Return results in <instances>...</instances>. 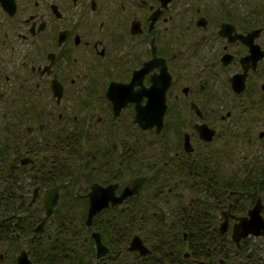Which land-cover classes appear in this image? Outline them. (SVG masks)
I'll return each instance as SVG.
<instances>
[{
  "label": "flooded vegetation",
  "instance_id": "1",
  "mask_svg": "<svg viewBox=\"0 0 264 264\" xmlns=\"http://www.w3.org/2000/svg\"><path fill=\"white\" fill-rule=\"evenodd\" d=\"M263 118L264 0H0V264L56 232L62 264H255L232 231L264 199L239 215L229 184L264 167Z\"/></svg>",
  "mask_w": 264,
  "mask_h": 264
},
{
  "label": "water",
  "instance_id": "2",
  "mask_svg": "<svg viewBox=\"0 0 264 264\" xmlns=\"http://www.w3.org/2000/svg\"><path fill=\"white\" fill-rule=\"evenodd\" d=\"M153 100V101H152ZM159 99L158 98H152L148 104V106L145 108L151 112H149V118L143 117L146 125L148 128H153L154 126L157 128V133L160 130L161 126V117H162V109L159 107ZM139 116L142 117V113H138ZM142 184V181L140 179L135 180L132 184V188H125L123 190V193L119 199H117V202L120 203L122 200H124L128 196H133L139 186ZM93 197V198H92ZM99 196L95 193V189L93 188V194L91 195L92 200V206L89 213V220L93 217V214L96 210L93 202H96L98 200ZM58 200V194L57 190L53 189L48 192L45 200H44V209H45V217L42 220L41 224L38 226L35 232L39 233L42 231V228L47 221V219L53 214V209L57 204ZM262 211V203L261 200L258 198L251 210L248 211L247 216L238 219V224H236L232 231V240L235 242L236 245L239 244L241 240H244L248 237H254V238H262L264 239V219L261 215ZM225 228V229H224ZM226 231V227H222L221 234H223ZM96 241V246L98 250V255L103 254V251L105 248H103L100 244L99 237L95 235L93 237ZM100 249V250H99ZM103 250V251H102ZM131 250H139L141 254H146V249L142 246L139 239L135 238L132 245ZM101 251V252H100ZM17 264H31L29 261L27 254L25 251H23L20 256L17 258Z\"/></svg>",
  "mask_w": 264,
  "mask_h": 264
},
{
  "label": "trees",
  "instance_id": "3",
  "mask_svg": "<svg viewBox=\"0 0 264 264\" xmlns=\"http://www.w3.org/2000/svg\"><path fill=\"white\" fill-rule=\"evenodd\" d=\"M235 176V175H234ZM247 176L250 178L248 180H246L244 183L240 180V182H236V183H230L229 184V190L230 192H235L236 193V199L237 201H239L243 207H241L243 210L244 206H245V202H248L249 204H253L255 202L256 197L261 196L264 199V167H261L260 170H257L255 173H249L247 174ZM263 178V179H262ZM242 185V187L240 188L239 186ZM243 192V193H241ZM244 194V195H243ZM242 198V199H241ZM54 237L59 238V243L56 241H53V245H54V255H53V259L49 260L47 258V254H44V258L42 259H37L34 263L35 264H62L60 262H57L56 260H54L56 257V251L58 250V246H60L61 244V238H62V233L61 232H56ZM57 248H56V244ZM38 252L37 255L40 254V248H37ZM245 254H247V249L246 251H243ZM247 256H249V254H247ZM36 259V258H35Z\"/></svg>",
  "mask_w": 264,
  "mask_h": 264
},
{
  "label": "rangeland",
  "instance_id": "4",
  "mask_svg": "<svg viewBox=\"0 0 264 264\" xmlns=\"http://www.w3.org/2000/svg\"><path fill=\"white\" fill-rule=\"evenodd\" d=\"M246 126L251 131L253 130V128H255V130H257V132L258 131H262V130H264V118L261 121L254 122V123L253 122H250V123L248 122ZM246 143H247V141H246ZM248 152L249 151L247 150V155H248ZM262 155L264 156V150L262 152ZM257 168H260V167H257ZM236 170H237L236 167L230 169V174L232 175L233 171H236ZM245 203L246 204L244 206V209H243L242 212L240 211L239 215H245L246 214V210H248L252 206V204H249L248 202H245ZM241 207H242V204H241ZM263 218H264V213H263ZM246 240L247 241L245 242V245H246L245 248H247L248 254H252L253 257L257 256L259 258V259L257 257L253 258V261H255L254 263L255 264L256 263L264 264V239L249 237ZM6 258H7L6 264H12L11 260H10V257L9 258L6 257Z\"/></svg>",
  "mask_w": 264,
  "mask_h": 264
}]
</instances>
